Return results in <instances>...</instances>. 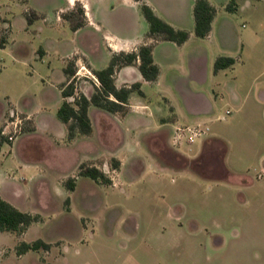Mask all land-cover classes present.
Segmentation results:
<instances>
[{
	"label": "rangeland",
	"instance_id": "1",
	"mask_svg": "<svg viewBox=\"0 0 264 264\" xmlns=\"http://www.w3.org/2000/svg\"><path fill=\"white\" fill-rule=\"evenodd\" d=\"M210 1L218 23L230 21L237 32L233 67L211 83L216 117L193 143L184 136L173 151L152 152L136 146L135 135L123 143L118 131L98 123L89 136L54 144L40 135L20 138L33 127L26 113L58 118L69 60L75 59L79 82L93 77L86 58L77 61L74 55L97 60L106 46L103 35L93 44L89 28L74 29L87 22L84 3H107L119 12L127 1L0 0V110L12 103L21 127L14 140L0 132L7 140L0 168L14 176L3 193L18 208L40 215L22 234L0 231V264H264L262 107L248 103L238 114L228 102L231 84L238 83L243 97L264 87V0L237 1L234 11L227 8L231 0ZM140 18L146 25L144 15ZM119 26L112 23L106 30L110 40L128 36ZM216 38L224 41L219 34ZM148 102L146 111L168 107L155 92ZM228 108L232 113L221 117ZM5 125L0 121V128ZM209 137L211 150L203 151ZM82 164L97 167L110 181L80 175ZM38 239L51 249L17 254L19 243Z\"/></svg>",
	"mask_w": 264,
	"mask_h": 264
},
{
	"label": "crops",
	"instance_id": "2",
	"mask_svg": "<svg viewBox=\"0 0 264 264\" xmlns=\"http://www.w3.org/2000/svg\"><path fill=\"white\" fill-rule=\"evenodd\" d=\"M126 1L127 6L118 10L119 12L113 11V8H109L107 3L98 4L96 7L84 3L87 22L77 31L89 28L90 43L93 44L100 42L101 35H103L106 48L102 49L100 58L97 60L88 59L83 54H75L74 56L78 57L77 61L86 58L85 60L92 68L101 69L103 63L110 62L113 53L133 51L140 45L149 43L153 45V59L159 67V75L154 81L147 80L139 69V62L119 69L115 76L116 86L121 88L139 83L142 93L134 91L130 94L129 110L124 115L110 113L91 105L89 116L93 124V132L96 131L98 123V127H103V125L113 127L123 136V143L125 136L133 134L138 137V140L136 138L134 141L138 147L146 146L152 152L173 151L174 146L180 144V140H183L184 136L189 135L188 127L199 124L200 127L205 126L207 132L209 130L208 123L216 117L217 94L213 91L211 83L215 76L224 73L229 67L215 71L214 63L219 56L230 57L234 54L232 42L236 41L237 32L232 22L226 21L220 24L217 15H215L210 34L205 38H199L195 34L194 0H144L159 17L174 28L185 29L190 32L189 39L183 44L170 40L149 38L147 37L149 23L145 17L146 25L140 21L142 20L140 14L143 15L140 9L141 3L137 0ZM210 3L212 4V1ZM71 4L73 3L71 2ZM112 23L119 24L120 28L128 32V36L122 40H110L111 36L106 30ZM218 34L224 39L222 43L216 38ZM95 47L96 45H94ZM88 72L91 73L90 69ZM77 73L80 72L77 71ZM85 76L86 79L79 82L78 92L91 97L101 84L94 75V78ZM67 80L65 74L64 82ZM238 87V83L231 84L232 93L228 101L235 112L242 113L247 108L248 103H255L262 107L264 118V87L257 86L248 90L245 97L240 94ZM150 91L164 97L167 100L168 109L160 107L157 111H146L149 109ZM68 100L74 102V97H69ZM25 115L23 117L33 122V127L24 130L20 138L40 135L54 144L58 139L67 137L65 124L55 114L44 112L40 119L34 117L30 112ZM8 117L20 120V116H18L12 103L10 109L0 110L1 125H5V120ZM109 121L112 123L110 124ZM178 129H184V131L180 133V138L175 142L174 137ZM1 131L2 128H0ZM22 140L19 139L15 143V148L19 151L22 149ZM212 144L213 139L211 137L205 139L202 142L203 151L211 150ZM181 154L186 157L183 153ZM196 156L198 155H193V157ZM261 158L264 162V155ZM119 160L121 159L119 158ZM121 164H123L122 160ZM30 165L29 161L24 162L25 167H30ZM221 165L227 173H231L225 159L221 161ZM13 178L11 173L0 168V195L4 199L8 200L3 193V186L13 184Z\"/></svg>",
	"mask_w": 264,
	"mask_h": 264
},
{
	"label": "trees",
	"instance_id": "3",
	"mask_svg": "<svg viewBox=\"0 0 264 264\" xmlns=\"http://www.w3.org/2000/svg\"><path fill=\"white\" fill-rule=\"evenodd\" d=\"M137 1L141 3V11L149 23L147 37L170 40L178 44H183L189 39L190 32L188 30L174 28L170 23L159 17L144 0ZM227 8L230 11L236 10L237 0H231ZM193 13L195 18V34L199 38L207 37L212 29V22L216 13L215 7L208 0H194ZM83 25L82 23L76 24L74 25V29L77 30ZM137 63L147 80L154 81L158 77L159 67L153 59V45L149 43L142 44L133 51L113 53L109 64L104 68L94 69L87 64L91 73L101 84L100 87L96 88L91 97H87L85 94L78 92L79 78L76 75L75 59L69 60L67 66L64 68V73L68 80L61 87L63 102L57 112L58 118L66 126L69 140H74L79 136H89L93 132V124L89 116V107L91 105L114 114L119 113L124 115L128 112L129 96L134 91L142 93L140 84L134 83L130 86L118 88L115 84V76L117 71L123 66ZM234 63L235 59L233 57L219 56L214 63V70L218 71L228 68ZM69 97H74V102H70L68 100ZM6 141L4 136H0V152L3 143ZM115 165L118 166L119 161H115ZM80 175L90 177L93 180L102 179L105 182L110 181L102 171L94 166L86 167L82 164L80 166ZM69 183V190L73 191L75 189V179L72 177ZM39 220L40 215L24 211L0 195V231L22 234L32 223ZM51 247V243L45 242L42 239L33 242L22 241L16 247V252L18 255H23L29 251H48Z\"/></svg>",
	"mask_w": 264,
	"mask_h": 264
},
{
	"label": "built area",
	"instance_id": "4",
	"mask_svg": "<svg viewBox=\"0 0 264 264\" xmlns=\"http://www.w3.org/2000/svg\"><path fill=\"white\" fill-rule=\"evenodd\" d=\"M96 81H98V80L96 79ZM231 113H232V111L230 109H227L225 111L224 115L221 117L224 118L226 115H230ZM20 131H21L20 120L16 119V120H12L11 122L7 123L1 132L4 136H7L8 139L14 140L15 135L18 134ZM182 131H184V129H178V132H177L176 136L174 137L175 142H177L178 139L180 138V133ZM187 131L189 132L188 140L190 143H193L196 138H198V137H200L206 133V130L201 129L199 124L195 125L193 127H188Z\"/></svg>",
	"mask_w": 264,
	"mask_h": 264
}]
</instances>
